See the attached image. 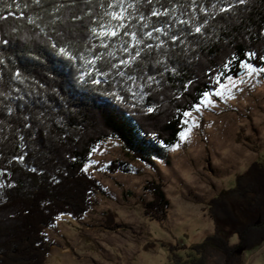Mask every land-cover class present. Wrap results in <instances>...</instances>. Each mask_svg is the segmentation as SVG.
Masks as SVG:
<instances>
[{
  "label": "trees",
  "instance_id": "16d2710c",
  "mask_svg": "<svg viewBox=\"0 0 264 264\" xmlns=\"http://www.w3.org/2000/svg\"><path fill=\"white\" fill-rule=\"evenodd\" d=\"M107 2L41 0L37 6L33 0H0V37L9 41L0 44V58L5 62L0 64V92L11 94L7 100L0 96V120L4 121L0 124V171L7 173L0 176V183L15 185L0 189V264H45L54 245L48 230L58 218L83 219L91 212L95 195L103 191L100 181L83 171L94 147L111 140L120 143L128 161L112 162L110 174L129 172L130 164L138 161L154 166L155 158L164 157L165 147L179 143L185 129L183 114L201 105L204 93L215 92L229 77L242 74L245 64L264 69V0H248L230 13L219 9L237 0H198L207 17L193 11L191 0H153L151 5L136 0L132 15L145 16L149 27L143 29L138 20H132L131 30L143 41L135 50H144L147 43L155 49L163 42L169 51L167 66L176 71L155 66L153 58L160 51H153L144 67L159 83L143 92L134 88L137 95L133 97L127 75L121 78L111 68L127 58L121 50L127 38H106L105 49L90 31L92 27L99 31L93 23L98 19L114 23L104 15L111 9L100 7ZM61 4L64 7L57 12ZM165 8L168 17L151 16L152 11L162 13ZM180 19L190 20L193 27L179 24ZM204 20L206 31L200 37L194 27ZM153 26L168 35L154 33L149 40L146 32ZM174 34L187 44H172L169 37ZM62 47L74 58L62 54ZM250 53L255 55L250 58ZM88 59L97 60L96 69L111 74L101 75L87 64ZM93 71L94 76L88 74ZM125 71L140 75L134 69ZM93 79L101 83L94 84ZM6 105L13 108L11 116ZM149 107L153 113L147 112ZM25 123L31 127L25 128ZM19 155H24L23 163L16 162ZM32 167L37 173L29 171ZM52 176L60 183L52 182ZM144 189L152 197L145 202V215L166 220L171 202L164 185L150 181ZM209 215L215 222L214 234L194 248L196 255L190 261L177 258L176 264H245L246 253L264 244V164L253 163L235 189L214 198Z\"/></svg>",
  "mask_w": 264,
  "mask_h": 264
},
{
  "label": "rangeland",
  "instance_id": "374dc122",
  "mask_svg": "<svg viewBox=\"0 0 264 264\" xmlns=\"http://www.w3.org/2000/svg\"><path fill=\"white\" fill-rule=\"evenodd\" d=\"M253 68L254 74L244 67L242 74L209 93L212 103L197 106L200 111L196 107L186 117L187 140L180 135L154 166L138 161L129 172L110 174L112 162L128 159L118 141L98 147L86 168L103 191L83 219L63 215L48 230L54 245L45 264L190 261L194 248L215 232L211 201L235 189L253 163L264 164V72ZM222 87L223 98L216 96ZM150 181L162 183L171 202L164 221L145 215V202L152 197L144 187ZM245 264H264V244L246 253Z\"/></svg>",
  "mask_w": 264,
  "mask_h": 264
},
{
  "label": "snow or ice",
  "instance_id": "6c2138e0",
  "mask_svg": "<svg viewBox=\"0 0 264 264\" xmlns=\"http://www.w3.org/2000/svg\"><path fill=\"white\" fill-rule=\"evenodd\" d=\"M33 2L39 6L41 4V0H33ZM248 0H237L236 4H229L227 7H221L219 9V11L221 13H230L235 7L239 6H246L247 5ZM147 3L149 5H151L153 3V0H147ZM191 5L195 6L193 7V11H199L200 13L203 14V16L207 17L209 15V13L207 12L206 8L204 7H200L198 5V0H191ZM64 7V5H58L56 7V11L59 12L60 8ZM100 7H104L106 9H111L110 11L106 10L104 12V15L109 17L110 20L112 22H114L113 24L109 25L107 23L102 22L101 20H96L93 21V23L98 24L99 25V31L97 30L96 27H92L90 29L91 33L96 36L97 38L101 39V46L104 47L105 49L108 48V44L107 43H103V40L106 38H117L119 35H123L125 36L127 39H125L124 44L125 46L121 49L122 51H124L125 53H127V58L125 59H120L119 63H113L111 64V68L115 70L116 75L124 78L127 75V81L126 82H130V87L128 88V91L131 93V95L133 97H135L137 95L136 91H134V88H140L141 92H143L144 88H151L154 84H158L159 81L156 79V76L154 75H149L147 73V71L145 70V61L147 60L148 57H150L152 55L153 51L159 50L160 51V55L159 57H154V63L155 66L159 67L160 65L164 66V71H171V72H175V68H169L167 66V59L166 57L169 55V51L168 50H164V43L161 42L159 44H157L154 46L151 43H147L146 45H144V50L142 51H136L135 49L143 44V41L139 38L137 31H132L131 30V22L132 20H138L141 27L143 29H147L149 27V25L147 23H145V20L147 19L145 16L143 15H138L136 17H133L132 13L134 11L137 10V4H136V0H108V2L106 4H101ZM211 7L213 9L217 8V5L215 3L211 4ZM53 15H55V13H53ZM91 15V14H89ZM170 15L169 11L167 8H165V10L161 13L159 10H155L151 12V16L152 17H168ZM76 19H80V17H76ZM55 22V21H54ZM28 23L30 24H35L36 21L35 20H29ZM179 24L181 25H185L188 28H192L193 25L191 24L190 20H186V19H180L178 21ZM207 24V21H201L199 25L194 27V33L200 37H203L205 35V25ZM37 27H39V25H37ZM117 29H120L122 31L118 32ZM41 31H43V29H41ZM154 33H158V34H162L167 36L168 33L165 32V30L161 27H156L153 26L151 31H147L146 32V36L148 37L149 40H151L153 38V34ZM170 41L172 44H177V42H179L181 45L187 44V41L185 39H183V37L180 34H174L171 35L169 37ZM129 40L132 42L131 44H129ZM9 43L8 39L0 37V44L3 45H7ZM53 47H56L55 44H53ZM88 47V46H85ZM129 47H131L133 49V51H129ZM195 47H198V43L195 45ZM188 48L195 50L194 46L192 44H188ZM91 50V49H90ZM59 51L64 54L67 55L69 59H73L74 57L71 56L68 51L65 48H60ZM110 56L113 55V53H109ZM254 53H250L249 56L250 58L252 56H254ZM81 59H84L83 56L80 57ZM97 59H103V57H98ZM87 64L90 65L92 67V69L100 71L101 75H110V72L101 70V69H96V64H97V60L95 59H88ZM4 60L2 58H0V64H4ZM244 67L248 70L249 73L254 74L256 69L253 68V66L251 64H245ZM136 72H139L140 75L137 76L135 74H133L132 71H128L126 72L125 70H133ZM261 72H264V69H260ZM89 75H95V71L88 73ZM163 74V73H161ZM16 78L19 79L20 78V73L17 72L16 74ZM139 81V83H138ZM22 82V81H21ZM218 83L220 82L219 80L217 81ZM92 83L94 84H100L101 81L98 79H93ZM18 91V89L16 90ZM0 96H3L5 100L9 99L11 94L10 93H4V92H0ZM216 96H219L221 98H223L224 96V88L222 87L221 90L219 92L216 93ZM118 99H120L121 101H123V97L122 96H117ZM212 103V97L209 93H204V99L201 101V104H211ZM7 108V115L11 116L13 114V108L11 106H5ZM154 109L149 107L147 108V112L148 113H153ZM200 111V108L197 107V112ZM185 117H190L192 114L190 112H185L183 114ZM25 120H27V117H25ZM4 121L0 120V124H3ZM185 123H187V121H185ZM25 128H29L31 127L30 124L25 123L24 124ZM0 131H2V129H0ZM189 132L185 131L183 133H181V139L182 140H187L188 136H189ZM6 139V137H5ZM25 137L23 135L19 136V140L20 141H24ZM24 146L21 145V148H23ZM177 147H179V145H177ZM99 151V149L97 147L93 148V152H97ZM17 163H23L25 160L24 155H19L18 157L15 158ZM29 171H31L32 173H37L38 169L36 167H32L29 169ZM83 171L85 173L88 172V168H84ZM42 174V173H41ZM7 175L6 172L4 171H0V176H5ZM52 182L54 183H60V181L55 177L52 176ZM15 187L14 184L8 183H0V189H5V188H12Z\"/></svg>",
  "mask_w": 264,
  "mask_h": 264
}]
</instances>
